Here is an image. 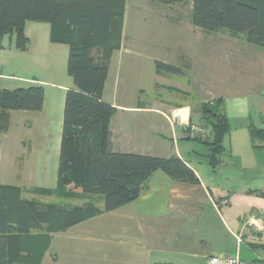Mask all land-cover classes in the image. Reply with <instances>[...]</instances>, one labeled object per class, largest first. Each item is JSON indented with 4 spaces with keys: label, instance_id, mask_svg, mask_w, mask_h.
<instances>
[{
    "label": "crops",
    "instance_id": "crops-1",
    "mask_svg": "<svg viewBox=\"0 0 264 264\" xmlns=\"http://www.w3.org/2000/svg\"><path fill=\"white\" fill-rule=\"evenodd\" d=\"M128 1L120 49L111 58L103 94V100L116 109L109 148L117 153L177 156L193 169L199 183L185 184L172 180L162 171L155 172L133 203L102 212L54 234L42 264H208L211 258L236 257L245 264H264V150L253 147L249 131L251 125L264 129V48L193 24L182 25L179 20L169 19L165 11L143 9L141 2L129 8ZM145 33L152 35L147 37ZM28 38L30 44L24 53L36 52V58L27 69L35 65L36 71L48 75L50 61L59 51L55 45L60 44L51 42L50 29L48 36L37 38V49L32 36ZM9 39L10 44L4 40L0 49V61L5 55L19 51L12 37ZM146 43L165 54L163 59L150 57V62H162L182 70V74H169L155 69L150 90L156 92L154 96H146V90L138 87H125L127 81L121 72L122 66L129 62L124 61L126 56L143 55ZM170 54L174 59H169ZM185 57L191 66L195 65L193 68L184 70L176 60ZM115 58L121 67L119 75L112 76ZM177 75L188 78L181 84L172 78ZM0 80L22 79L0 74ZM122 80L123 95L120 94ZM10 86L4 84L0 88L11 90ZM194 92L198 101L192 105ZM218 99L223 100L233 131L237 129L236 139L233 136L237 153L231 164L221 159V164L213 169L205 155L194 159L193 154L185 153L181 143L192 140L186 139L180 125L199 122L194 107ZM45 107L46 101L37 114L44 113ZM21 112V115L31 113ZM16 113H10L9 131L0 134V186L20 188L26 200L58 203L67 208L94 205L98 201L100 204L95 206L102 209V198L72 192L71 187L59 196L39 195L35 191L39 188L27 183V176L34 177L37 161L30 158L21 163L19 154L25 152L26 145L48 146L52 140L33 137L25 143L12 136V119ZM23 126L34 130L29 120ZM60 142L61 138L55 144L59 154ZM30 150L38 151L29 149V153ZM46 150L40 149L50 157V149ZM54 164L57 166V156ZM40 189L54 190L46 186Z\"/></svg>",
    "mask_w": 264,
    "mask_h": 264
},
{
    "label": "trees",
    "instance_id": "trees-1",
    "mask_svg": "<svg viewBox=\"0 0 264 264\" xmlns=\"http://www.w3.org/2000/svg\"><path fill=\"white\" fill-rule=\"evenodd\" d=\"M151 1L174 5L183 0ZM125 5L126 0H0V49L6 37L15 36L16 49L27 50L28 22L49 24L51 42L69 46L67 73L74 87L65 95L57 186L35 191L59 196L71 187L72 192L104 201L102 209L93 204L67 208L26 200L20 188L0 186V264H42L54 234L133 203L157 171L177 182L199 183L193 169L177 156L117 153L109 148L116 109L103 94L111 58L121 45ZM192 24L264 48V0H192ZM155 66L159 72L182 74L180 68L162 62ZM44 102L40 85L0 88V134L9 131L11 112H40ZM199 113V123L210 126L213 135L207 140L186 139L205 145V159L214 169L227 152L224 139L231 122L222 99L201 104ZM249 131L253 147L264 150V129L251 125Z\"/></svg>",
    "mask_w": 264,
    "mask_h": 264
},
{
    "label": "rangeland",
    "instance_id": "rangeland-1",
    "mask_svg": "<svg viewBox=\"0 0 264 264\" xmlns=\"http://www.w3.org/2000/svg\"><path fill=\"white\" fill-rule=\"evenodd\" d=\"M135 2H141L142 8H153L158 9L161 11H165L169 15V19H176L181 21L180 24L186 25L189 24V26H192L191 16H192V0H183L181 3L174 4L172 6L168 5H160L161 2L153 3L150 0H129L128 6L129 8H132L135 5ZM165 5V6H164ZM148 6V7H145ZM148 20H154L149 17H145ZM50 29V25L46 23H35V22H28L26 26V36H32L33 38V44L34 48H39V44L37 43V38L41 39V36H48ZM201 30V29H200ZM203 30V29H202ZM145 35L151 36L150 33H145ZM28 36V37H29ZM9 37L5 39V42L7 44H10ZM12 43H16V37H12ZM30 44V43H29ZM51 46H53L51 43H49ZM146 47L142 49L143 55H137V57H131L126 56L125 62L129 61L128 64L123 65L121 68L122 77L127 82H125V87H129L130 89L135 88H141L146 90L145 95L146 96H154V93H151V87H153V80L155 79V64L150 62V57H160V59L164 57V53L159 52L160 50L155 49L154 47L150 46L149 43H146ZM58 48L59 51L54 54V57H52V60L50 61V71L47 74H43L40 71H36L34 66L33 69H27L29 62L36 58V52L35 54L30 53H24V51H17L13 55H5L4 58L0 61V74L2 75H9L13 77H18L22 80L17 81H5L0 80V86L4 84L11 85L9 89H19V88H28L33 85H40L43 87L46 97V107L44 113L41 115L37 114V112H31L28 113L29 115H21L23 114L21 111H17V115L14 116L12 119V136L16 138H21L26 143V139L37 137V138H49L51 141L50 145H43V144H37V145H26L25 152H21L20 159L21 163L24 162L30 158H33L35 161H37V166L34 171V177L27 176V183L29 182V185L34 188H44L45 186L47 188H55L57 185V173H58V163H59V152L58 150L55 151V144L58 145V140L62 136V126H63V112H64V101H65V95L68 91V88L71 89L74 87L73 80L68 76L67 73V60H68V53H69V46L65 44L55 45ZM150 46V47H149ZM152 47V48H151ZM16 48V47H15ZM145 50V51H144ZM32 54H34L32 56ZM173 54L169 55V59H174ZM134 59V60H133ZM121 60V59H120ZM178 63H181L184 70H188V68L195 66H191L189 60L187 57L185 58H178L176 59ZM175 60V61H176ZM161 61V60H159ZM32 63V62H31ZM2 64L4 65V68H2ZM119 66L120 61L118 58H115L113 61V69H112V76L119 75ZM198 67L201 66V64L197 65ZM121 67V66H120ZM131 69V71H129ZM134 69H136V72H134ZM41 70V68L39 69ZM42 74L44 76H42ZM174 81H177L181 84H184L183 81H186L185 79L188 78L185 75H177L175 77H172ZM37 80V82H34ZM39 81V83H38ZM41 81V82H40ZM171 83V81L167 82ZM121 90L120 94L123 95V88H124V80L121 81ZM129 96V94H128ZM192 105L196 103L197 95L194 92L192 95ZM108 97V96H107ZM172 97V96H170ZM164 99H166V96H164ZM199 106L194 107L193 113L194 116L199 119L200 113H199ZM30 122H33L34 124V130H30L29 128H26L23 126V124L27 123L28 120ZM22 122V123H21ZM232 127V126H231ZM231 129L230 135L226 136L224 139V146L229 151L226 152V155L222 157V162L226 164H231V160L234 158L235 153H237L236 150V137L234 136V132ZM233 136L235 139H233ZM54 140V142H53ZM181 147L183 149H186L185 153H190L192 157L195 158H202L204 155H206L207 148L205 145H203L200 142L196 141H184L181 143ZM25 147V146H24ZM45 151L46 148L50 149V157L47 154V152H41V148ZM37 149L38 151H33L29 153V149ZM194 150L195 152H192ZM55 153V156H54ZM31 154V155H30ZM195 154H198L196 156ZM187 155V154H186ZM31 156V157H29ZM57 156V166L54 164L56 161ZM193 164H195V161H193ZM207 168V167H204ZM25 172V171H24ZM17 183H20V180L17 181ZM39 194V193H38ZM41 195V194H39ZM46 197V196H45ZM60 199V198H59ZM63 201V200H62ZM56 202V201H55ZM57 202H59L57 200ZM60 203V202H59ZM58 204V203H57ZM96 205H99L100 203L98 201H95ZM94 204V205H95Z\"/></svg>",
    "mask_w": 264,
    "mask_h": 264
},
{
    "label": "built area",
    "instance_id": "built-area-1",
    "mask_svg": "<svg viewBox=\"0 0 264 264\" xmlns=\"http://www.w3.org/2000/svg\"><path fill=\"white\" fill-rule=\"evenodd\" d=\"M181 131L190 138L207 140L212 137V129L210 126L197 122L190 124H181ZM208 264H245L239 258H211Z\"/></svg>",
    "mask_w": 264,
    "mask_h": 264
}]
</instances>
